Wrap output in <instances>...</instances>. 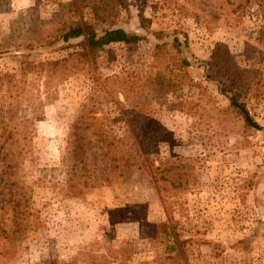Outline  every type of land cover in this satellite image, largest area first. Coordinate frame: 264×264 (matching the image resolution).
I'll list each match as a JSON object with an SVG mask.
<instances>
[{
  "label": "rangeland",
  "instance_id": "374dc122",
  "mask_svg": "<svg viewBox=\"0 0 264 264\" xmlns=\"http://www.w3.org/2000/svg\"><path fill=\"white\" fill-rule=\"evenodd\" d=\"M0 264H264V0H0Z\"/></svg>",
  "mask_w": 264,
  "mask_h": 264
},
{
  "label": "trees",
  "instance_id": "16d2710c",
  "mask_svg": "<svg viewBox=\"0 0 264 264\" xmlns=\"http://www.w3.org/2000/svg\"><path fill=\"white\" fill-rule=\"evenodd\" d=\"M83 36L87 46L91 49L96 48L98 46H103L105 44H109L111 42H117V41H138L140 39V36L137 34H129L124 29H113L106 31L103 35L99 36L97 32L92 28L91 25H88L87 23H78L76 25H73L70 27L66 33L63 34V39L65 41H69L73 37H80ZM228 87H221V90L223 92H231L229 95V99L231 100V104L240 108L241 111L245 114V118L247 120V123L251 126H254L258 129L261 128V126L251 117L249 114V111L246 107L245 103H241L238 99V93L233 88L232 84H226Z\"/></svg>",
  "mask_w": 264,
  "mask_h": 264
}]
</instances>
